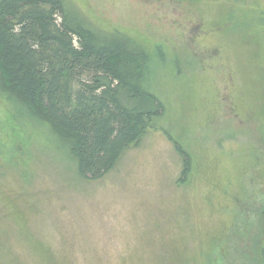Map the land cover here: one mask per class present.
Instances as JSON below:
<instances>
[{
	"label": "rangeland",
	"instance_id": "1",
	"mask_svg": "<svg viewBox=\"0 0 264 264\" xmlns=\"http://www.w3.org/2000/svg\"><path fill=\"white\" fill-rule=\"evenodd\" d=\"M64 5L148 53L164 114L88 181L0 97V264H264V0Z\"/></svg>",
	"mask_w": 264,
	"mask_h": 264
},
{
	"label": "trees",
	"instance_id": "2",
	"mask_svg": "<svg viewBox=\"0 0 264 264\" xmlns=\"http://www.w3.org/2000/svg\"><path fill=\"white\" fill-rule=\"evenodd\" d=\"M150 73L146 51L92 28L64 0H0V97L49 128L81 179L103 178L156 129L164 106L149 90ZM163 133L181 159L182 183L190 156Z\"/></svg>",
	"mask_w": 264,
	"mask_h": 264
}]
</instances>
